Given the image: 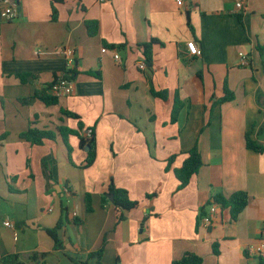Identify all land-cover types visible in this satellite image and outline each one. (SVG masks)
<instances>
[{
  "label": "crops",
  "instance_id": "0c3cea01",
  "mask_svg": "<svg viewBox=\"0 0 264 264\" xmlns=\"http://www.w3.org/2000/svg\"><path fill=\"white\" fill-rule=\"evenodd\" d=\"M178 1L65 0L54 22L51 0H20L17 19H0V257L19 254L25 264H38L30 256L48 253L45 264H76L73 258L86 260L106 238L107 264H172L185 252L202 256L204 264H259L247 249L264 226V153L247 147L246 132L254 128L253 138L264 142V54L257 50L264 46V0ZM86 20L99 21L97 36L88 35ZM153 39L161 44L142 70L147 60L140 45ZM194 41L200 57L185 52ZM241 52L250 66L240 65ZM73 67V91L60 95L57 105L34 97ZM24 73L36 78L22 83L17 74ZM225 83L235 100L213 108ZM153 91H167V100ZM177 97L183 108L172 122ZM62 110L80 116L82 136L94 130L97 158L89 168L76 135L69 137L70 152L60 136L41 146L20 137L30 127L79 130L80 120ZM196 143L204 164L179 189L174 169ZM111 183L139 202L121 223L112 204L102 205ZM237 191L250 196L238 220L219 204L211 213L214 197ZM62 204L68 210L59 232L65 249L55 250L46 229L63 217ZM75 217L83 223L75 224Z\"/></svg>",
  "mask_w": 264,
  "mask_h": 264
},
{
  "label": "trees",
  "instance_id": "16d2710c",
  "mask_svg": "<svg viewBox=\"0 0 264 264\" xmlns=\"http://www.w3.org/2000/svg\"><path fill=\"white\" fill-rule=\"evenodd\" d=\"M64 2L65 0H51L52 21L56 22L58 20L59 11L57 5ZM242 17L243 15L239 14V19L241 21H243ZM85 26L87 28V33L89 36L95 37L99 34V29H100L99 21L86 20ZM156 44H161V43L153 39L148 43L140 45V47L144 51L147 60L146 64L149 66L152 64L153 47ZM105 47L122 48L124 46L105 44ZM257 50L261 54H264V46L257 45ZM86 74L91 75L96 79L99 80L101 79V74L98 71L97 72L89 71ZM77 75L78 72L74 67L67 68L64 71V73H62L61 75L55 74L54 81L44 90L36 91L34 97L36 99L41 100L43 103H45L48 106L57 105L59 103V96L55 95L52 92V88L54 87V85H56L59 82V80L73 82V80L76 78ZM17 77L21 80L22 83H30L34 78H36L34 74H29V73L17 74ZM153 94L156 97H160L164 100H167L168 98L167 91H162V92L153 91ZM233 100H235V93L231 91L227 83H225L224 96L219 99H216V101L213 104V108L222 105L223 103L231 102ZM30 101L31 98H24L21 100V102L25 105L29 104ZM182 108H183V103L177 97L172 111V122L178 121V117L180 115ZM62 114L80 120L79 130H74L66 126H60L55 131L40 129L37 127H30L27 131L23 132L20 137L23 140L31 143L32 145L41 146L44 145L46 141H55L57 137L60 136L62 137L65 145L67 146L70 152L71 147L68 141L69 137L71 135H76L80 140V148L85 150L87 153L86 163L84 165V168L91 167L95 163L97 158V144L94 135V130L91 129L93 133L90 138L86 136H82L81 131L85 128V125L82 123L80 116L67 110H62ZM253 132H254V128L246 132L247 147L256 152L264 153V142L262 143L260 142V140L254 139ZM261 138L264 139V126L259 131V139ZM187 154L188 156L186 160L183 162L182 166L180 168L174 169L175 176L180 182L179 189H183L187 187L191 182L192 178L199 173V170L204 164L203 155L199 149L198 143H196V145L190 151H188ZM177 157L178 155H174L168 159L167 161L168 163L166 167L167 170H170L172 168V164L175 162ZM111 194L114 196L113 202H111V200L108 198V196ZM108 203L112 204L115 207L117 211L118 223L125 221L127 218V213L136 209L139 206V202L132 200L127 190L118 188L113 183H111V185L108 188V191L102 197V205L104 206L105 204ZM213 203L219 204L222 208L229 209L232 220L236 221L238 220L240 214L244 211V209L249 205L250 196L245 191H237L233 193L229 198H226L223 195H218L213 198L212 202H209V205ZM85 205L87 212L91 213L94 211L92 204V195L90 193H87L85 195ZM62 212H63V217L59 220L58 224L54 228L46 229V232L54 241L55 250L65 249L64 242L59 236L60 230L64 227L65 223L68 221V210L64 206V204H62ZM73 221L75 224L83 223V220L77 217H75ZM106 244H107V240L105 238L102 247H100L98 250L94 252L89 253L87 255L86 260L73 258V261L76 264H89L91 260H94L95 264H107L103 261ZM217 246L218 243H214L213 250L216 255L219 254ZM47 255L48 253H40V254L35 253L30 256V260L40 264V260L42 259L43 260L42 264H45L44 259L47 257ZM0 264H25V263L23 260H21L19 254L9 253L0 257ZM112 264H119V260ZM172 264H204V259L202 256L196 253L185 252L180 259L174 260ZM259 264H264V258H259Z\"/></svg>",
  "mask_w": 264,
  "mask_h": 264
},
{
  "label": "built area",
  "instance_id": "2783aa9c",
  "mask_svg": "<svg viewBox=\"0 0 264 264\" xmlns=\"http://www.w3.org/2000/svg\"><path fill=\"white\" fill-rule=\"evenodd\" d=\"M19 4H20V0H0V6H1L0 19L5 22H10L17 19L19 17ZM182 4H183V0H179L178 5L181 6ZM236 7L238 9H242L243 8L242 1L237 2ZM73 52L74 51L72 49L65 50V53L68 57L73 56ZM185 52L187 53V55H190L192 57H200L202 55V50L198 45V43L195 41L186 44ZM239 56H240L241 66H250L251 60L246 53L241 52L239 53ZM114 57L118 62H121V56L119 52H115ZM139 68L142 70L146 69L147 68L146 62H141L139 64ZM72 91H73V83L65 80H59V82L56 85H54V87L52 88V92L59 97L60 95L69 94ZM92 133L93 131L89 129L86 133V137L90 138L92 136ZM216 211H217V204L213 203L211 206V213L213 214ZM203 219L205 223L209 225L211 223L212 216L211 215L204 216ZM4 225L12 229L14 228V224L10 220H6L4 222ZM247 251L252 256L264 258V226L261 229L258 241L254 244H251L248 247Z\"/></svg>",
  "mask_w": 264,
  "mask_h": 264
},
{
  "label": "water",
  "instance_id": "95a60500",
  "mask_svg": "<svg viewBox=\"0 0 264 264\" xmlns=\"http://www.w3.org/2000/svg\"><path fill=\"white\" fill-rule=\"evenodd\" d=\"M108 198L111 200V202H113L114 201V196L111 194V195H109L108 196Z\"/></svg>",
  "mask_w": 264,
  "mask_h": 264
}]
</instances>
